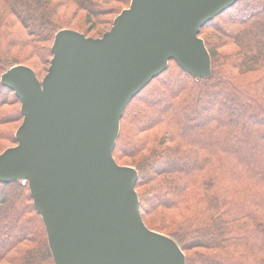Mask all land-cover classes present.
<instances>
[{
    "label": "trees",
    "instance_id": "trees-1",
    "mask_svg": "<svg viewBox=\"0 0 264 264\" xmlns=\"http://www.w3.org/2000/svg\"><path fill=\"white\" fill-rule=\"evenodd\" d=\"M129 3L0 0V74L32 60L37 75L35 59L50 61L54 34L70 26L73 13L83 12L79 31L99 35ZM199 35L210 74L196 77L169 59L126 106L113 155L137 169L144 222L176 240L185 264H264V119L249 115L247 133L238 119L247 109L264 113V0H237ZM232 99L244 108L228 104ZM20 104L0 81V152L17 142L15 130L1 126L22 121ZM0 264H55L21 180L0 181Z\"/></svg>",
    "mask_w": 264,
    "mask_h": 264
},
{
    "label": "water",
    "instance_id": "water-1",
    "mask_svg": "<svg viewBox=\"0 0 264 264\" xmlns=\"http://www.w3.org/2000/svg\"><path fill=\"white\" fill-rule=\"evenodd\" d=\"M236 1L130 0L100 36L57 30L41 79L24 63L2 71L23 117L0 181L27 182L55 264H185L176 240L144 222L138 171L113 150L126 106L169 59L210 74L199 31Z\"/></svg>",
    "mask_w": 264,
    "mask_h": 264
},
{
    "label": "rangeland",
    "instance_id": "rangeland-1",
    "mask_svg": "<svg viewBox=\"0 0 264 264\" xmlns=\"http://www.w3.org/2000/svg\"><path fill=\"white\" fill-rule=\"evenodd\" d=\"M260 1H263V0H260ZM254 4V3H253ZM125 8V7H124ZM72 9H74L73 8V6H69L68 8H66V12H67V14H66V16H68V14H70V13H72ZM123 9V8H122ZM256 10H257V7H256ZM75 12V11H74ZM119 13V12H118ZM117 13V14H118ZM116 14V15H117ZM111 16V15H110ZM72 17L74 18L71 22H70V26H68L69 28L71 27V28H76V29H78V30H82V31H84L85 30V26H84V24L82 23V18H83V12L82 11H77L76 13H73L72 14ZM115 17V16H114ZM110 28V27H109ZM108 28V29H109ZM107 30V29H106ZM88 35H91V36H100L101 34H99V35H95V33L94 32H89L88 33ZM32 63V60H27L24 64H27V65H32L31 64ZM48 65H49V61H48V63H46V62H41L40 60H36L35 59V64L33 65L37 70H38V72H37V75H38V77L41 79L42 77H43V75L46 73V70H47V67H48ZM31 67V66H30ZM171 67V66H170ZM168 69H170V68H168ZM166 76H170V73H168ZM149 102H151V103H154V100L153 99H151V100H148ZM148 101L146 100V102L148 103ZM146 103V104H147ZM242 102H241V100H239V99H232V100H229L228 101V104H231V105H233V106H235V107H237V108H244V105L243 104H241ZM134 108H136V107H134ZM134 108H132V110H129L128 111V114L127 115H130V113H131V111L133 112V110H134ZM246 112H249L248 113V115L246 116V117H244V118H238L239 119V122H240V126L242 127V129L243 130H246V133L247 132H249L248 131V126H250V125H253L252 124V121L250 120L249 121V119H250V116L252 115V116H255V115H258L259 116V118L260 119H264V113H259L258 111H254V110H246ZM250 115V116H249ZM246 118V119H245ZM222 121H228V120H225V119H221ZM21 123V122H20ZM19 122H16V123H10V124H5V125H2L1 127H5V128H13V130H16L17 129V127L19 126V124H20ZM17 125V126H16ZM16 126V128L14 129V127ZM14 132L15 131H13V133H12V137H14ZM12 145H14V143L13 142H8L7 143V145H6V147H9V146H12ZM5 147V148H6ZM4 148V149H5ZM245 148H247L245 151H243L244 152V154L246 155H248L250 152H252L251 150H252V143H249L248 144V147L247 146H245ZM242 154V153H241ZM120 164H126V161L125 160H123V161H121L120 162ZM126 165H129V164H126ZM132 166V165H131Z\"/></svg>",
    "mask_w": 264,
    "mask_h": 264
},
{
    "label": "built area",
    "instance_id": "built-area-1",
    "mask_svg": "<svg viewBox=\"0 0 264 264\" xmlns=\"http://www.w3.org/2000/svg\"><path fill=\"white\" fill-rule=\"evenodd\" d=\"M21 182H22V183H25L26 181L23 179V180H21Z\"/></svg>",
    "mask_w": 264,
    "mask_h": 264
}]
</instances>
